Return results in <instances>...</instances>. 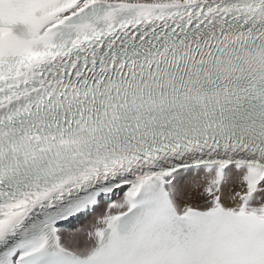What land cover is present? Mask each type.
<instances>
[{"label":"snow or ice","instance_id":"1","mask_svg":"<svg viewBox=\"0 0 264 264\" xmlns=\"http://www.w3.org/2000/svg\"><path fill=\"white\" fill-rule=\"evenodd\" d=\"M0 264H264V0H0Z\"/></svg>","mask_w":264,"mask_h":264}]
</instances>
